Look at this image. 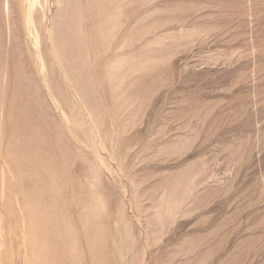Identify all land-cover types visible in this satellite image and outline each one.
I'll use <instances>...</instances> for the list:
<instances>
[{"label": "rangeland", "instance_id": "1", "mask_svg": "<svg viewBox=\"0 0 264 264\" xmlns=\"http://www.w3.org/2000/svg\"><path fill=\"white\" fill-rule=\"evenodd\" d=\"M31 1L0 0V264H264V0Z\"/></svg>", "mask_w": 264, "mask_h": 264}, {"label": "bare ground", "instance_id": "2", "mask_svg": "<svg viewBox=\"0 0 264 264\" xmlns=\"http://www.w3.org/2000/svg\"><path fill=\"white\" fill-rule=\"evenodd\" d=\"M32 1H33V0H32ZM32 1H31V2H32ZM35 1H36V0H35ZM33 3H35V2H32V5H33ZM28 4H29V3H28ZM29 6H30V5H29ZM27 19H30V20H31V18H27ZM59 220H60V219H59ZM69 223H70V222H69ZM63 246H64V245H63ZM64 263H65V262H64Z\"/></svg>", "mask_w": 264, "mask_h": 264}]
</instances>
